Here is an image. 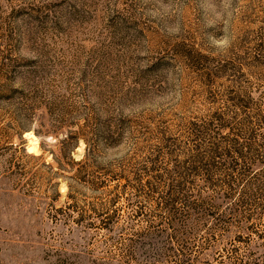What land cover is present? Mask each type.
Returning a JSON list of instances; mask_svg holds the SVG:
<instances>
[{"label":"rangeland","instance_id":"374dc122","mask_svg":"<svg viewBox=\"0 0 264 264\" xmlns=\"http://www.w3.org/2000/svg\"><path fill=\"white\" fill-rule=\"evenodd\" d=\"M263 119L264 0H0V264L251 262Z\"/></svg>","mask_w":264,"mask_h":264},{"label":"trees","instance_id":"16d2710c","mask_svg":"<svg viewBox=\"0 0 264 264\" xmlns=\"http://www.w3.org/2000/svg\"><path fill=\"white\" fill-rule=\"evenodd\" d=\"M262 124L264 125V119L262 121ZM211 163H212V161H211ZM206 171L208 172L209 170L206 169L205 172ZM249 254L252 257V260H251V262H249L247 264H264V259H262V256H264V250L263 249H261L257 246H254V247H252V251L249 252Z\"/></svg>","mask_w":264,"mask_h":264},{"label":"clouds","instance_id":"9594fccd","mask_svg":"<svg viewBox=\"0 0 264 264\" xmlns=\"http://www.w3.org/2000/svg\"><path fill=\"white\" fill-rule=\"evenodd\" d=\"M226 43V42H225Z\"/></svg>","mask_w":264,"mask_h":264}]
</instances>
